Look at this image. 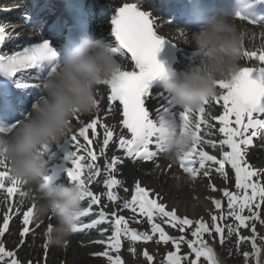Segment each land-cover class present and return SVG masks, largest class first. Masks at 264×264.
Segmentation results:
<instances>
[{
  "label": "snow or ice",
  "instance_id": "6c2138e0",
  "mask_svg": "<svg viewBox=\"0 0 264 264\" xmlns=\"http://www.w3.org/2000/svg\"><path fill=\"white\" fill-rule=\"evenodd\" d=\"M236 18L247 21L249 24H257L256 21L242 16L239 12L236 13ZM112 24V34L118 42V47L113 48L112 51L119 53L121 57L130 58L131 61V70L123 69L114 79L105 82L108 88L106 108L114 116L120 117L119 125L122 131L117 132L116 126L101 120L99 116L81 123L82 117L77 113L71 120V124L76 123L78 131L66 140L63 159L70 165L64 169L66 178L69 183L81 189L82 200L88 201V206L84 208L81 217L89 215L93 206H100L98 219L93 220L91 224L77 225L74 232L86 231L100 223L110 224L112 231L107 235L106 240L94 241V243L105 245V250L102 253L93 254L106 257L109 264H123L119 255L110 254L119 252L122 239L132 243L148 242L156 236H158L157 243L171 242L174 249L166 254L164 264H185V262L199 264L201 258L207 264H219L214 247L205 237L206 235L213 238L219 237V242L223 245L226 239L225 231H227L228 236L235 235L237 250L243 242L250 241L251 251L242 253L244 264H248L249 258L254 259L255 264H264L262 259L264 247L257 243L255 224L257 220L264 224V219H261L264 215V172L257 169L248 159L254 138L264 136V45L256 50L244 48L242 54L249 61H258L259 67H240L229 80L216 81L215 86L219 91H216L211 99L205 100L198 110L179 109L173 113L171 109L175 106L169 99L166 101V106L159 104L156 107L155 103L158 100H155L154 93L149 91L151 82L161 78L165 71L163 64L156 58L157 53L165 42H170L156 34L155 19L150 18L148 13L138 10L136 3H123L112 19ZM9 38L10 34L6 32L4 26L0 25V45ZM57 55L58 53L47 40L14 51L12 54H0V75L13 77L29 70H35L38 73L42 61L46 59L51 61ZM57 66L58 64H52L47 76H51ZM39 86L38 84L37 87ZM210 101L222 106L221 114L215 117L218 132L222 136L219 140L221 149L219 158L210 155L202 147L205 143L211 144L212 147L216 146L213 141H204L201 135L202 126H210L205 117L206 106ZM94 102L98 109L99 101ZM153 108H155L154 115ZM165 117L179 121L182 130L186 129L192 133L193 142L190 150L179 155L177 159L180 167L193 179L201 170H204V176H210L208 162H211L215 173L222 176L226 182L231 181V174H234L235 191L228 187L219 189L222 193L221 198L211 200L216 214H211L207 221L203 217L195 220L187 216L181 217L178 210L167 208L159 193L142 186L139 180L135 181L132 188L125 186L123 180L116 175L123 159L115 153L110 159L106 156V151L114 143L117 150L123 151L124 158L152 161L158 153L165 152L159 140L160 128L158 127V122L163 121ZM18 123L19 121L8 127L0 126V134L10 132ZM123 130H126V133ZM98 142L100 147L97 152ZM100 157H105L103 172L97 163ZM196 164L199 167H195ZM102 174L105 176L103 185L107 189V200L113 205L111 212L105 211L108 205L103 203L101 194L93 191L91 187ZM45 180L50 181V176H46ZM210 186L212 191L218 190L211 182ZM118 188H122L126 194L130 193L131 198L122 199L114 191ZM0 191L6 194L10 202L7 210L0 217V237L10 231L11 222L18 216L21 227L17 247L23 246L27 237L39 226L35 218L34 195L30 190L25 189L22 182L11 176L7 165L2 161H0ZM16 197L20 199L16 200ZM25 198L28 200L31 198V204L21 208L25 205ZM224 201H226L227 211H225ZM125 209L146 218L151 226V234L131 228L129 220L121 214ZM229 219L233 223H228ZM141 222L140 219L136 220V223ZM162 225L178 229L181 235L179 237L169 235ZM249 228L252 234L242 235L241 229ZM48 229H51V223L48 224ZM107 232L108 229L105 228L101 234ZM188 232L191 235L190 239H186ZM260 239L264 241V237ZM181 244L187 245L194 259L189 260V255L180 254ZM47 245L45 241V264ZM143 254L148 264H152L153 257L147 251ZM0 264H21L16 252L6 250L2 241H0Z\"/></svg>",
  "mask_w": 264,
  "mask_h": 264
},
{
  "label": "clouds",
  "instance_id": "9594fccd",
  "mask_svg": "<svg viewBox=\"0 0 264 264\" xmlns=\"http://www.w3.org/2000/svg\"><path fill=\"white\" fill-rule=\"evenodd\" d=\"M181 31L187 33L186 44L198 53L196 62L179 71L165 69L159 79L175 107L196 111L216 94V81L229 80L239 70L247 33L221 8L209 9L195 31ZM123 69L120 54L106 42L87 35L77 37L55 72L41 80L45 95L10 132L0 134V161L33 193L36 221L51 219V229L47 225L43 233L49 246L62 247L71 238L84 208L77 185L45 180L47 156L71 131L75 114L96 110L98 86ZM158 127L169 159L190 150L192 133L182 130L179 121L165 117Z\"/></svg>",
  "mask_w": 264,
  "mask_h": 264
},
{
  "label": "bare ground",
  "instance_id": "6f19581e",
  "mask_svg": "<svg viewBox=\"0 0 264 264\" xmlns=\"http://www.w3.org/2000/svg\"><path fill=\"white\" fill-rule=\"evenodd\" d=\"M244 48L247 50H256L260 47L255 38L253 39L247 37L244 42ZM252 64L253 63L249 62V60L245 59L242 56L240 60V67L251 66ZM158 106L159 105H156V107ZM206 109H213V114L210 116L208 115V121L210 125L208 133L211 135L210 140L215 142V144L218 146L219 155L217 158H219L221 155L219 140L222 139V136L218 132V126L215 117L221 114L222 106L219 108H212L210 105H208ZM152 111L155 113V108H153ZM111 117L114 119L113 114H111ZM255 144L256 143L254 138V144L249 149L248 159L249 162L253 164L257 169L264 172V160L262 159V157H259L257 147H254ZM99 147L100 145L97 147V152L99 151ZM202 147L205 151H207V149L204 147V144L202 145ZM113 153L121 156L122 158L123 151L117 150L114 144H112L106 151V156L110 159ZM104 159L105 157H100L97 161V163L101 166L102 172ZM158 163L159 166L156 169L150 171V168H152L153 165L151 166L129 163L123 159V163L118 166V172L116 173V175L119 179L123 180L124 185L129 188H132L135 181L139 180L142 186H146L147 188L153 190L155 193H159L168 209L174 208L178 210V214L181 217L187 216L188 218L193 220L203 217L207 221L209 220L211 214H216V210L214 209L211 200L213 198H221L222 193L219 191V189L228 187L230 190L235 191L234 174H231V181L226 182L222 176H220L218 173H215L214 171L208 177L209 181H203L199 183V180L196 178L192 180L185 179V176H183L184 173L177 172L174 163H172V161H170L169 159H162ZM175 173H177L176 175H181V177L176 179L175 177H173ZM104 178L105 176L102 174L97 178V182L94 183L91 187L93 191L101 194L103 203L108 205L105 211L111 212L113 205L107 200V189L104 188L103 185ZM210 182L211 184H214L216 186V188L218 189L217 191H212ZM114 191H116L122 199L131 198L130 193H124L122 188L114 189ZM201 197L208 198H206V201H204ZM84 201L87 202V200ZM224 205L225 211H227L226 201H224ZM97 209L100 210V206H97ZM127 211L128 209H125L121 212V214H126L125 212ZM1 213L2 212H0V217H2ZM17 222L18 217H15L13 224H10L11 228L6 235L7 237L5 238V240H2V242H7L6 250L15 251L17 259L21 262V264H29V262H31V264H45V240L42 233H44V231L46 230V226L51 223V220L47 219L43 222V224L36 221V223L39 224L40 228L35 229V231L31 235L32 238L36 236V241L39 240V243L35 242L36 245H33V239L31 241H27L26 239V243L20 247L17 246L20 241L19 230L21 224ZM227 222L233 223L231 219H229ZM105 224L107 225L106 228L108 229V233H111L112 229L110 224ZM187 234L190 235V232H188ZM261 234L262 233L260 232L259 235ZM225 236L226 239L221 249H223V254L228 263L242 261L241 256L243 255V251L247 250V244L243 242L239 250H237L235 235L233 234L232 236H228L227 231H225ZM42 241L43 244L41 245L40 243ZM90 241L91 239H85L81 241L82 245L74 242L62 247H53L47 245L46 264H104L103 260L105 257L93 254L101 253L105 250V248L96 245L91 248L85 245ZM263 258L264 253H262V259Z\"/></svg>",
  "mask_w": 264,
  "mask_h": 264
},
{
  "label": "rangeland",
  "instance_id": "374dc122",
  "mask_svg": "<svg viewBox=\"0 0 264 264\" xmlns=\"http://www.w3.org/2000/svg\"><path fill=\"white\" fill-rule=\"evenodd\" d=\"M210 167L214 168V166H210V164L208 165V168L210 169V174H212V169ZM203 171L204 170H201L198 173V176L203 174ZM203 181H209L208 176L207 177L203 176L201 181L199 180L198 182L200 183ZM201 198H203V200L206 201V198H208V197H201ZM158 222H159V219H158ZM163 226L167 227L166 230H168L169 235L174 236V237H179L181 235V233L179 232L178 229H175L172 231V229L168 225H163ZM256 226L258 227V228H256V234L259 232V230L264 229V228H262L263 224H261L260 222L257 223ZM141 228H144L146 230L149 229V227L145 223H143L141 225ZM243 234L244 235L248 234L247 236H249V234L251 235L252 234L251 229L250 228L249 229H243ZM260 237H264V234H261L258 236L257 243L259 245H261L262 247H264V241H262L260 239ZM190 238H191V235L187 234L186 239H190ZM205 238H207L209 244H211L214 247V249L217 253L219 264H244V257L243 256H241L242 261H240V262L235 261L233 263H228L227 259L225 258L224 254H223V251H222L223 249H221L222 245L219 242V237L213 238L211 236L206 235ZM157 241H158V236H156L152 241H149L146 245L136 246L135 244L126 243L124 246L123 253L121 254V256L125 259V264H146L145 261L139 257V251H140L139 248H141V247L148 248L149 251L152 253L154 260H155L153 264H164V258L166 256V254L169 251H173V247H172V245L171 246L170 245H168V246L163 245V243H161V242L157 243ZM247 247H249V248L246 251H251V243H249ZM132 249H134V254H132V252H130V251H132ZM181 252L183 253L181 255H184V254L189 255V260L195 258L192 254H190V250L187 248V246H182ZM185 264H187V262H185ZM199 264H204V262L201 260L199 262ZM248 264H255V260L252 258H249Z\"/></svg>",
  "mask_w": 264,
  "mask_h": 264
}]
</instances>
